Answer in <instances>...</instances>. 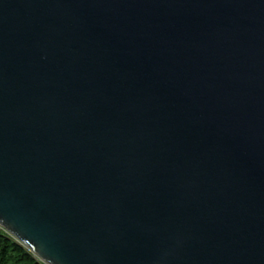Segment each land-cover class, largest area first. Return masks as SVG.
<instances>
[{"label": "water", "instance_id": "95a60500", "mask_svg": "<svg viewBox=\"0 0 264 264\" xmlns=\"http://www.w3.org/2000/svg\"><path fill=\"white\" fill-rule=\"evenodd\" d=\"M0 227L44 264H264V0H0Z\"/></svg>", "mask_w": 264, "mask_h": 264}, {"label": "trees", "instance_id": "16d2710c", "mask_svg": "<svg viewBox=\"0 0 264 264\" xmlns=\"http://www.w3.org/2000/svg\"><path fill=\"white\" fill-rule=\"evenodd\" d=\"M0 264H44L27 247L0 227Z\"/></svg>", "mask_w": 264, "mask_h": 264}, {"label": "rangeland", "instance_id": "374dc122", "mask_svg": "<svg viewBox=\"0 0 264 264\" xmlns=\"http://www.w3.org/2000/svg\"><path fill=\"white\" fill-rule=\"evenodd\" d=\"M39 259V258H38Z\"/></svg>", "mask_w": 264, "mask_h": 264}]
</instances>
